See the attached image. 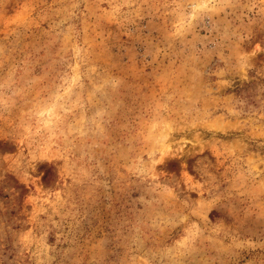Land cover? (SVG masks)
Segmentation results:
<instances>
[{
	"label": "rangeland",
	"instance_id": "obj_1",
	"mask_svg": "<svg viewBox=\"0 0 264 264\" xmlns=\"http://www.w3.org/2000/svg\"><path fill=\"white\" fill-rule=\"evenodd\" d=\"M0 264H264V0H0Z\"/></svg>",
	"mask_w": 264,
	"mask_h": 264
}]
</instances>
